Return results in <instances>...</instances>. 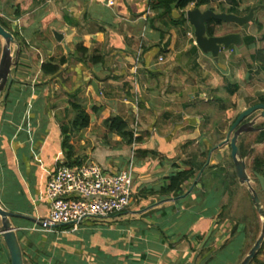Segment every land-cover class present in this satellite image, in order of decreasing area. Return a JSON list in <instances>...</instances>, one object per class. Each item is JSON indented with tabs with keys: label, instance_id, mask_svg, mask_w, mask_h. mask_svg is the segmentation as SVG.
Here are the masks:
<instances>
[{
	"label": "crops",
	"instance_id": "obj_1",
	"mask_svg": "<svg viewBox=\"0 0 264 264\" xmlns=\"http://www.w3.org/2000/svg\"><path fill=\"white\" fill-rule=\"evenodd\" d=\"M109 1L33 0L34 7L27 11L31 0H0V16L19 35L21 47L15 81L8 99L0 101V204L11 213L40 221L50 214L47 183L60 167L95 163L114 175L127 168L134 155L132 206L143 207L132 211L134 217L124 225L91 219L76 232H40L36 222L15 218L25 264H192L200 251V237L218 223V213L227 207L222 201L231 197L228 179L235 173L231 148L216 147L238 116L259 104H247L249 99L241 97L238 73H243V66L234 68L229 59L241 58V53L235 55L232 47L220 54L217 65L196 45L188 21L172 23L150 8V0H112L114 6H108ZM21 4L23 14L14 18ZM221 6L226 13L236 8L238 16L253 8L254 17L264 12V0H214L211 7L219 12ZM178 12V18L172 12L176 20L182 15ZM225 25L237 27V32L228 34L244 35L237 25ZM55 32L64 37L63 43ZM3 46L0 38V60ZM80 46L88 50L86 56L78 53ZM253 47L245 44L240 49ZM94 58L101 62L93 64ZM61 60L58 74H44L43 65ZM234 85L240 89L231 95L229 87ZM218 94L230 98V104H221L216 115L210 109ZM74 104L82 105L91 118L88 128L75 132ZM110 116L124 120L142 143L128 146L111 133L105 125ZM64 126L70 129L71 150L64 146ZM247 135L239 145L244 140L245 157L252 161L263 154L264 144L248 146ZM228 147L233 171L221 166ZM178 170L195 173L184 185L185 197L148 194L167 184ZM237 184L233 190L244 189L252 205L247 188ZM217 192L221 196L213 208ZM238 222L227 217L215 226L211 245L222 242L216 249L210 245L212 251L235 242L242 226ZM2 243L8 255L3 239ZM216 257L214 264L231 261Z\"/></svg>",
	"mask_w": 264,
	"mask_h": 264
},
{
	"label": "water",
	"instance_id": "obj_2",
	"mask_svg": "<svg viewBox=\"0 0 264 264\" xmlns=\"http://www.w3.org/2000/svg\"><path fill=\"white\" fill-rule=\"evenodd\" d=\"M172 9L173 16L178 18L180 15L177 11V6L173 5ZM255 11L256 8H253L248 15L241 17L226 12L216 13L211 9L202 11L201 8H194L187 11L186 19L194 29L196 45L202 50L203 53L211 54L215 62L218 63L221 53L228 52L232 47L243 46V36L239 33H229L224 35L217 34L209 37L207 24L210 21H217L223 24H234L240 28H244L254 20ZM54 35L59 43H63L64 37L61 34H57L55 32ZM0 38L4 41L0 60V101H5L8 98L11 87L15 81L13 71L18 66L21 55V47L14 34L5 29L1 23ZM93 87L95 91H97L96 84H94ZM259 122H264V104L254 105L242 112L227 133L226 139L216 147V149H219L224 146H230L231 158L238 182L241 186H245L247 188L250 194L252 205L256 209L262 222V230L258 240L248 255L239 264H252L264 244V205L262 204L258 191L253 185V180H255L264 191V176L258 173H254V176L250 174L248 171L249 164L247 161L249 156L244 157L239 147V140L243 135L252 132L258 133L264 131V127L257 128ZM192 190L193 189H190L189 192ZM15 218L30 220L32 222H36L37 224H39V221H35L28 216L11 213L0 204V219L2 223L0 227V237L3 239L10 263L25 264L24 254L20 240L18 238L17 229L14 227L12 222V220ZM216 225L217 222L211 227L210 231L205 236L200 246V250H203L206 247L213 235ZM236 230L237 226L234 227L232 233L234 234ZM199 256L200 253L195 256L192 264H197Z\"/></svg>",
	"mask_w": 264,
	"mask_h": 264
},
{
	"label": "trees",
	"instance_id": "obj_3",
	"mask_svg": "<svg viewBox=\"0 0 264 264\" xmlns=\"http://www.w3.org/2000/svg\"><path fill=\"white\" fill-rule=\"evenodd\" d=\"M33 0H31V3L29 5H27L26 10L29 11L34 7V3H32ZM214 2V0H150L149 6L152 10L154 11H161L162 12V16L163 18L166 17L169 21H171L172 23H176L177 25H184L185 23H187V19H186V12L191 8H202V7H208L211 10L215 11L216 13H220L221 12H225L226 8L221 6L220 7V11L217 12L215 9H213L212 3ZM176 5L177 6V10L181 12V18L179 19H174L172 16V6ZM237 9H232L229 11V13H233V14H237ZM250 11V9H248V12ZM22 4L17 6L16 11L14 12V18H18L20 16H22ZM0 23L1 25L7 29L8 31L12 32L14 34V36L17 38V40L19 41V35L14 33L12 31V28L10 27V25L5 21L4 18H2L0 16ZM258 24V23H257ZM222 25L220 22L217 21H210L207 24V29H208V36H214L215 33V27ZM259 29L262 31V24L259 23ZM248 43V44H247ZM247 43L246 46H248L249 48L251 47H255L256 45V40L254 36H248L247 37ZM78 53H80L82 56H86L88 54V50L86 48H84L83 46H80L77 48ZM253 59L256 62V65L258 66L259 71L264 72V49H258L255 53V55L253 56ZM101 62V59H93L92 63L93 64H99ZM62 64H64V60H61V62L59 63H55V62H51L48 63L46 65L42 66V71L44 72V74L46 75H56L58 74V72L60 71V68L62 66ZM240 86L239 85H234L229 87L230 90V94L231 95H235L237 91H239ZM8 99V98H7ZM259 104H264V96L259 97ZM73 110L76 114L75 119L72 122V131H80V130H84L86 128L89 127L90 122H91V118L90 115L87 113L86 109L82 106V105H77L74 104L73 105ZM105 125L108 128V130L111 133H115L117 135H119L123 142L128 145V146H132L134 144H140L142 143V140L140 138H135L134 132H131L128 130V125L127 123L124 122V120H122L119 117H113L110 116L106 121H105ZM260 127H264V124L261 125ZM69 132L70 129L69 127H63V133L65 136L64 139V146L67 149H72L71 145H69V141H70V136H69ZM254 136V140L252 144H264V131H261L259 133L257 132H252V133H248L247 137H251ZM251 144V145H252ZM250 145V146H251ZM249 146V145H248ZM243 156H246V153L248 152L247 149L244 146V140L241 142V144L239 145ZM249 168L251 169L252 172V176H254V173H258L262 176H264V152L262 155H257L253 161L251 162ZM194 171L193 170H178L177 172L173 173L170 177H168L167 179V184H165L163 187H161L158 190H149L148 194L151 195H155L159 198H170V197H174V198H179V197H183L185 196V188L184 185L186 184V182H189L192 178H194ZM229 192H231V197H234V194L237 190H233V186H238L237 182V176L235 173H233L232 175H229ZM263 190L260 189L258 190V193H263ZM190 194H188L187 196H189ZM260 196V194H259ZM230 197V198H231ZM232 199V198H231ZM261 199V197H260ZM263 204V203H262ZM227 208V207H226ZM253 209L256 211V209L253 207ZM225 210V208H224ZM127 211V210H126ZM125 211V212H126ZM257 213V211H256ZM123 215H126L124 212L120 213L118 215H115L109 219H111L113 223H120L121 225H124V221L121 222L122 220H125V222L131 221L130 219H128L127 217L125 218H121L123 217ZM117 219L120 221H117ZM227 219V217H223L220 220V223H223L225 220ZM255 219L259 222V215L257 213V216H255ZM108 220V219H106ZM106 220L101 219V221H105ZM88 221H92V220H88ZM110 222V223H111ZM254 220L252 221L251 218H243V219H239V222L242 226H240V229L238 230L240 232V235L237 239H235V242L233 244L229 243V242H225L221 248L217 249L216 251H211L212 249L209 247L212 243L213 240V235L211 237V239L209 240V242L207 243L205 249L202 251L201 250V255L199 256L198 260H197V264H214L215 258L216 257L218 260L223 261V262H227L226 260H231L230 262L232 264H238V259L239 257L245 256L244 252V248L246 246V244L248 245V239H250L252 233L255 230V233L258 232L260 230V227L257 225H253ZM256 223V222H255ZM255 226V227H254ZM84 227V224L81 225V228ZM59 231H63V230H72V226H65V227H61L58 229ZM201 242L204 240V237H200ZM256 240V238H255ZM210 249L208 251V253L205 255L206 251ZM23 250V247H22ZM262 250V249H261ZM261 250L259 252V254L257 255V257L254 259L253 262H256L258 264H263V262L258 260V256L261 255ZM24 254V252H23ZM25 256V254H24ZM104 257L108 256L105 254ZM110 260V259H107ZM25 262V261H24ZM229 262H227L228 264ZM0 264H11L10 260H9V256L5 253L4 247H3V243H2V238L0 237Z\"/></svg>",
	"mask_w": 264,
	"mask_h": 264
},
{
	"label": "built area",
	"instance_id": "obj_4",
	"mask_svg": "<svg viewBox=\"0 0 264 264\" xmlns=\"http://www.w3.org/2000/svg\"><path fill=\"white\" fill-rule=\"evenodd\" d=\"M108 6H114V2L110 0ZM134 174V155L128 167L114 175L95 163L60 167L47 183L52 207L50 214L39 221L37 231L54 233L72 226L76 232L85 221L106 220L125 212L135 201Z\"/></svg>",
	"mask_w": 264,
	"mask_h": 264
},
{
	"label": "rangeland",
	"instance_id": "obj_5",
	"mask_svg": "<svg viewBox=\"0 0 264 264\" xmlns=\"http://www.w3.org/2000/svg\"><path fill=\"white\" fill-rule=\"evenodd\" d=\"M259 12L260 13H258V15H256V17H254V20L251 23H249L248 25H246L244 28H240L238 26L241 29V30L239 29L240 32H242L244 34V35H242L243 40H244L243 45H245L247 43V35H248V36H254L255 37V40H256L255 47H253L252 49H243V50L240 49L242 46L241 47H233V48H235V51L237 52V54H235V55H238L239 53H241V58L235 59V58H233V56H231L229 58V59L234 60V62H232V64L234 65V68L235 67L238 68V67L243 66V73L242 72L238 73L239 77H240V74L242 75L241 86H242L243 91L241 93V97H243L245 100L249 99V101H246V103L250 104V105L258 103L259 97L264 96V73L259 71V69L257 68L258 66L256 65V62L253 59V56L255 55V53L258 49H264V12H261V11H259ZM220 13H222V12L220 11ZM241 14L243 15V13H241ZM259 21L263 23L262 24V31L259 29ZM221 24L222 25H220V27H218V26L215 27L216 31H215L214 35L228 34V32H231V31H236V32L238 31L237 27L228 28V27H226L225 24H223V23H221ZM232 25H234V24H232ZM242 60L245 61V63ZM246 63L248 65H250L249 68L246 66ZM215 64L219 65V62L215 63ZM235 79H237V77L235 75L232 76V80L234 81ZM239 95H238V97H239ZM221 104L229 105L230 104V98L228 99V97L220 96L219 94L216 95L215 101L212 103L213 106L210 109L211 113L217 115L218 114V108ZM260 123L261 122H259L258 125H260ZM229 128H230V126H228V129ZM228 129H227V132H228ZM253 140H254V136L247 137L245 139V143H248L247 145H251L253 143ZM257 151L261 152L262 148H258ZM258 152H256V153H258ZM257 155H259V154H257ZM229 157H230V150L228 147L227 148L226 162L222 161L221 166H223L225 164V169H227L229 171H233V168L231 167L232 164H230V162H229ZM247 161H248V164L250 166V164L253 160L250 161V159H248ZM248 171L252 175L251 169L249 167H248ZM253 181H254L253 185H254V187H256L257 183L255 180H253ZM246 195L247 194H246L244 189H242V190L238 189L235 192L234 197H232V199L229 198L228 201L227 200L222 201L223 204L224 203L226 204L227 208H225V210H223L222 213H218V223L217 224L220 226H221L220 220L223 216L225 218L229 217L230 219H234V220L243 219L245 217L251 218L252 221L254 220L253 225H257L260 227V230L256 233L254 230L250 239H248V245L246 244V246L244 248V252H246L245 256L244 257L242 256V258H241V256L239 257V259L237 261L238 264L241 263V261H243V259L248 255V253L250 252V250L255 245L256 241L258 240V238L261 234V230H262V222H261V220H259V222H258L255 219V216H257V213L253 209V206L250 203L249 197H247L248 195L247 196ZM220 196L221 195L219 192H217L216 198L213 195V197H214L213 198L214 200L212 202L213 208L217 207L215 204H218V200H219ZM142 208L143 207L140 206V203H137V204H135V206H131L126 212H124L126 215H123V217H121V218L123 219L125 216H128V219H131V215L132 216L134 215V213L132 211L142 209ZM259 219H260V217H259ZM123 221L125 222L126 220H122L121 222H123ZM232 221H231V223H232ZM235 222L237 223V221H235ZM228 228L230 229V227H228ZM255 238H256V240H255ZM178 242H180V241H177V243L174 245L178 246L179 245ZM221 242L222 241L220 240V241L216 242V244L215 243L212 244L211 247H213V249H216L218 247V245H220ZM209 250L210 249H208L206 251L205 255L208 253ZM261 252H262L261 255L258 256V260L263 262V264H264V244H263ZM199 253L201 255V253H202L201 250L197 252V254H199ZM174 263L176 264V262H174ZM174 263H172V264H174ZM228 264H231V262ZM252 264H258V263L252 262Z\"/></svg>",
	"mask_w": 264,
	"mask_h": 264
}]
</instances>
